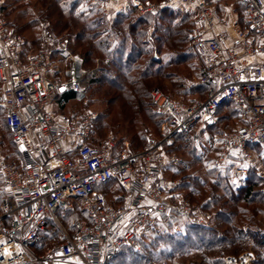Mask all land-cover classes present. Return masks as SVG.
<instances>
[{
	"label": "built area",
	"instance_id": "obj_1",
	"mask_svg": "<svg viewBox=\"0 0 264 264\" xmlns=\"http://www.w3.org/2000/svg\"><path fill=\"white\" fill-rule=\"evenodd\" d=\"M107 18L133 8L138 15L165 9L193 11L196 21L189 48L201 59L196 81L203 97L182 103L152 89L149 97L164 118L161 138L149 139L132 152L108 137L88 145L96 114L56 115L51 111L59 90L83 94L82 59L68 41L43 27L42 42L23 53L25 40L7 27L0 0V109L19 150L23 166L14 167L0 152V177L7 198L0 206V264H110L121 247L139 249L140 239L176 214L192 226H205L211 213L203 203L186 200L177 179L165 176L179 164L168 152L175 135L192 142L216 122L217 110L234 105L239 122L225 131L212 160L218 169L232 165L238 178L252 166L254 147H264V0H240L245 27L219 15L207 0H89ZM116 182L123 204H107L99 190ZM264 191V188H263ZM78 199L86 219L73 222L69 236L57 220L60 209ZM51 220L64 240L42 253L34 248ZM251 253L228 256L224 264H253Z\"/></svg>",
	"mask_w": 264,
	"mask_h": 264
},
{
	"label": "trees",
	"instance_id": "obj_2",
	"mask_svg": "<svg viewBox=\"0 0 264 264\" xmlns=\"http://www.w3.org/2000/svg\"><path fill=\"white\" fill-rule=\"evenodd\" d=\"M82 1L85 0H4L1 16L5 19L7 27L14 29L25 40L24 54L34 45L42 42V37L38 38L39 34L36 37L38 44H35L33 40L35 38L24 34L31 27H35L39 21H48L51 30L58 38L67 29L75 31V46L81 47L80 56L86 71L81 83L84 93L76 94L66 91L57 94L60 107L64 109L70 105L72 114H78L81 111L77 107L82 104L85 95L88 94L87 106L89 107L100 99L104 110L100 111L92 121L87 144L99 145V140L93 137L94 128H97L99 133L112 130L116 124L115 118L118 116L123 123L125 136L115 141L116 147L122 148L123 143L127 141L132 152L142 151L149 139L161 138L160 129L164 122V118L155 112L150 102L151 88L157 86L163 92L172 90L180 95L187 94L190 89L183 84L179 74L184 76L189 74L185 64H188L190 60L194 59L197 62V70L202 65L200 57L187 47L189 34L196 21V13L165 9L155 15L141 16L133 8H129L126 13L107 19L98 7L92 6L89 0H86L87 11L95 14L96 18L79 26V21L72 16V13ZM207 1L210 3L209 0ZM34 6H39L35 15L31 11ZM108 22L111 25H108ZM151 23L153 28L150 35L147 27ZM239 23L245 27V10ZM86 39L91 41L87 49L84 46ZM68 44L69 48L75 51L71 44ZM150 45L153 47L151 55L147 51ZM157 56H163L166 61L163 62V59L158 61ZM168 69L172 71L166 73L164 70ZM98 71L114 74L121 79L122 84L116 85L103 81L97 77ZM166 96L172 98L168 94ZM1 116L2 124L10 134L4 123L2 110ZM238 122L239 116L234 105L226 102L217 110L216 122L201 132L200 138L205 132L212 133L208 137L209 144L214 142V137L217 140L218 146L214 153L209 152V155H213V159L219 152L222 134L232 130ZM13 147L16 159L6 160L14 167L22 169V157L14 142ZM195 147L190 137L182 134L175 135L168 152L182 153L183 157L179 165L171 167L169 172H173L174 178H179L177 189L182 196L190 202L203 203L211 212L214 223L192 226L185 223L178 215L170 214L167 215L166 222L160 223L156 230L144 236L155 234L158 241L175 242L176 247L171 251L172 259L180 261L191 256L194 260L202 261L203 264H224L226 257L242 254L250 241L256 256L253 264H264V233L258 221V217L263 218L262 222L264 220L263 173L256 167L250 168L243 185L236 187L232 181L234 177L232 165L224 169L215 168L212 163L205 161V158L195 154ZM262 149L263 147H254V152L259 153L261 160H264ZM113 186L119 187L116 182L110 181L101 185L99 190L104 194L108 205L117 207L124 199L125 191L121 187L112 189ZM6 198V191L5 194L0 191V206L4 204ZM56 217L69 236L74 235L73 222L86 219L78 199L72 200L71 209L58 210ZM176 225L181 227L179 232L173 231ZM62 239L55 224L49 220L34 250L42 253ZM192 243L195 244L191 250L193 252L187 249V246ZM143 248L144 254L141 253L139 256L144 261L145 257L158 259L165 251H168L158 248L155 244L151 247L143 246ZM124 252L130 256L134 255L135 251L128 246L121 247L110 264H122L120 256L124 255Z\"/></svg>",
	"mask_w": 264,
	"mask_h": 264
},
{
	"label": "rangeland",
	"instance_id": "obj_3",
	"mask_svg": "<svg viewBox=\"0 0 264 264\" xmlns=\"http://www.w3.org/2000/svg\"><path fill=\"white\" fill-rule=\"evenodd\" d=\"M36 1V0H34ZM210 4L222 15H228L229 17H231L232 19H237V21H241L244 15V10L242 5L240 4V0H209ZM65 5V4H64ZM39 6H34L32 11V14L35 15V13L37 12ZM86 5V0L82 1L81 3H78V6L75 8V10L72 13V16L79 21L78 25H83L85 23H87V21L96 18L95 14L93 15V13H89ZM82 17L79 19V17ZM107 22V21H106ZM47 25L49 29H51L50 24L48 21L42 20L39 21L38 24L35 27H31L27 32H25L24 34L29 36L30 38H35L33 40L38 41L39 37H42V31H43V27ZM108 25H111L108 22ZM108 25L106 24V27H108ZM152 28H153V23H151L148 27H147V32L151 35L152 33ZM52 31V30H51ZM39 34V36H38ZM38 36V38L36 39V37ZM61 38H65L67 39L68 43L71 44L72 48L75 51H72V53L78 55L81 59L82 57L80 56V52H81V47L79 46H75V31L72 32L70 30H65L63 31V33H61L60 35ZM149 40V39H148ZM34 42V41H33ZM86 45L85 49L89 48L88 45L91 44V41L89 39L85 40ZM35 44H38V42H36ZM41 43H39L38 45H40ZM38 45H34V47L38 46ZM69 47V44H68ZM75 47V48H74ZM187 47H189V45H187ZM32 48V49H33ZM153 47H151V45L149 46V48L147 49L148 53L151 55V51H152ZM154 56V55H153ZM158 61H160L161 59H163V62L166 61V58H164L163 56H157ZM106 62V61H105ZM197 62L193 59L190 60L188 62V64H185V66H187V72L189 74H187V76L183 75V74H179V77H182V82L184 85H186L188 87V89H190L189 93L184 94V95H180L177 92H174L171 90L170 86H168L167 82H165L168 86V88L171 90L169 92H163L162 89H159V87L157 86H153L151 88L152 89H158L160 90L163 94H168L170 95L173 99L180 101L182 103H190L196 99H201L203 97V89L197 84L196 81V76L197 73V67L198 64H196ZM96 64H98V60H96ZM166 71V73H169L172 70H164ZM97 77L101 78L103 81L110 83V84H116V85H120L122 84L121 79L119 77H116L114 74L108 73V72H104V71H98L97 72ZM150 90V91H151ZM88 99V94L85 95L83 101L81 102L82 104H80L78 107V110L81 111L80 113H87V112H91V113H95L96 116L98 115V113L100 111L104 110V105L101 103L100 99H97V101L94 103V105H91L90 107L87 106V100ZM85 106V107H84ZM85 108V109H84ZM79 114V113H78ZM115 126L112 127V130H108L107 132H102L99 133L97 128H94V132H93V137H95V139L98 141L99 143H101L102 141H104L106 138L110 137L112 138L113 142L115 143L116 140H120L121 138L123 139V136H125V134L123 133L124 129H123V123L121 122V119L118 118V116L115 118ZM91 134V132H90ZM211 132H205L204 134H202V138L199 137V140L195 143L194 145L195 147V154L201 158H205V161H209V163H212V156L213 155H209L210 153H214L216 147L218 146V143L216 138L214 137L213 139V143L209 144V138L211 136ZM201 140H202V144H201ZM208 143V144H207ZM263 152H264V147H263ZM15 148L13 147V139L12 136L6 131V129L4 128L3 124H2V116H1V109H0V152L1 154L7 159V160H15L16 159V155L14 153ZM180 159L179 163L181 162V157H183V154L180 153H176L174 152ZM206 153H208V155L206 156ZM264 154V153H263ZM212 158V159H211ZM262 157L261 155L258 154H253V161H252V166L256 167L261 173H263L264 175V160H261ZM179 165V164H178ZM176 165V166H178ZM171 168H168L165 172V176L169 179H177L178 181L179 178H174L173 177V172H169ZM234 173V172H233ZM234 177L232 178L233 183L235 184L236 187H240L243 185L245 179L247 178V176L245 178H238L235 174H233ZM1 178V177H0ZM118 188V186H113V188ZM0 191L5 194V190L3 189L1 180H0ZM125 195H124V199L122 200L121 203H119L117 206H120L121 204H123L124 200H125ZM211 213V212H210ZM212 217V214H211ZM81 218V217H80ZM263 218H259L258 217V221H259V226L261 227L262 233H264V220L262 222ZM211 220L208 222L209 224L211 223V225L214 223V220ZM56 226V225H55ZM57 227V226H56ZM62 227V226H61ZM63 228V227H62ZM58 231L59 228L57 227ZM181 229V227L179 225H176L173 227V231L174 232H179ZM60 232V231H59ZM63 237V236H62ZM64 238L59 242H63ZM140 246L139 249H133L134 255H130L128 256L126 254V252H124V255L122 254L120 257L122 258V264H203L202 261L200 260H194L193 258H191V256L189 258H186L185 260H175L171 258L172 252L174 250L175 246V242H171V243H167L165 240L163 241H158L155 238V234H151L149 236H143L140 240ZM177 241V240H175ZM153 244L158 245V248H162V249H166L168 251H165V253L163 255H161V257L157 258H149V257H145V261L144 259H142L139 254H144V248L145 247H151L153 246ZM188 245V244H187ZM186 245V246H187ZM195 247V244H190L187 246V249H189V251L193 250V248ZM193 252V251H191ZM242 253H251L255 259V253L253 251L252 248V243H250V241H248V247L247 249L242 252ZM119 261V260H117Z\"/></svg>",
	"mask_w": 264,
	"mask_h": 264
},
{
	"label": "crops",
	"instance_id": "obj_4",
	"mask_svg": "<svg viewBox=\"0 0 264 264\" xmlns=\"http://www.w3.org/2000/svg\"><path fill=\"white\" fill-rule=\"evenodd\" d=\"M217 12V11H216ZM219 15H222L221 13L217 12ZM240 24V23H239ZM63 92H66L65 90L63 91H60L58 92V94L60 93H63ZM70 106V105H69ZM64 107V109H62L59 105V97H55L54 101H53V104H52V107H51V111L56 114V115H70L73 113V111L71 110L70 107ZM129 148V144L127 141H125L123 143V148ZM130 149V148H129Z\"/></svg>",
	"mask_w": 264,
	"mask_h": 264
},
{
	"label": "water",
	"instance_id": "obj_5",
	"mask_svg": "<svg viewBox=\"0 0 264 264\" xmlns=\"http://www.w3.org/2000/svg\"><path fill=\"white\" fill-rule=\"evenodd\" d=\"M63 90H64L63 88L60 89V91H63Z\"/></svg>",
	"mask_w": 264,
	"mask_h": 264
}]
</instances>
